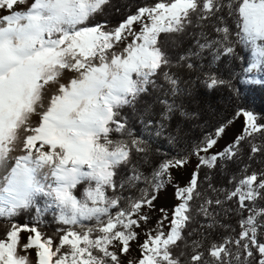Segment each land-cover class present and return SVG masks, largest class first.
Masks as SVG:
<instances>
[{
  "label": "snow or ice",
  "instance_id": "1",
  "mask_svg": "<svg viewBox=\"0 0 264 264\" xmlns=\"http://www.w3.org/2000/svg\"><path fill=\"white\" fill-rule=\"evenodd\" d=\"M108 2L33 0L20 10L25 0H0V166L9 158L15 161L0 188V219L7 221L0 235V264H35L33 251L38 264H122L119 254L129 253L130 241L139 236L134 226L148 219L141 215L143 206L156 210L153 202L164 187V177L171 182L169 170L186 165L189 155L199 157L190 182L187 186L177 183V203L167 211L158 209L163 214L157 221L160 228L155 235L149 230L148 238L139 244L141 257L128 264H228L222 253L235 255L240 264H251L248 258L258 254L257 264H264V240L258 238L264 208L255 207L258 198L264 199V173L245 175L226 193V199L236 198L241 213L248 211L239 221L240 238L230 241L235 253L212 243L207 253L216 259L210 262L195 241L187 254L174 252L189 220V201L203 199L195 191L200 164L212 167L218 157L230 158L236 144L264 131V121L258 123L253 110L238 105L232 119L226 118L214 133L192 145L190 153L162 160L151 175L133 169L126 182L115 179L120 167L129 163L133 148L146 151V143L126 127L121 107L146 91L158 73L173 85V93L176 90V80L165 71L170 61L162 50V34L183 32L193 14L202 19L214 15L221 8L220 0H156L138 7L116 26L95 21ZM227 6L229 14L236 16L238 42L252 48L253 61L241 69V82L259 83L247 74L264 64V0H233ZM216 31L220 37L206 38L199 48L219 45L217 56L221 51L233 53L229 29ZM66 72L72 75L64 81ZM204 84L208 90L225 86L239 94L230 81L212 74H205ZM161 102L167 109L162 114L166 119L173 105ZM241 115L245 125L235 144L201 156V151L207 153L218 144L216 137H222ZM113 134L127 139H113ZM259 150L260 146H252L253 152ZM15 151L22 154L11 157ZM81 182L87 187L78 196ZM137 182L145 185L138 196L117 194L125 183L134 187ZM37 194L50 197V207L58 209L57 219L64 227L54 234L44 232L35 220L22 225L15 221L20 210L35 203ZM246 202H252L251 206ZM201 211L210 215L203 205Z\"/></svg>",
  "mask_w": 264,
  "mask_h": 264
},
{
  "label": "trees",
  "instance_id": "2",
  "mask_svg": "<svg viewBox=\"0 0 264 264\" xmlns=\"http://www.w3.org/2000/svg\"><path fill=\"white\" fill-rule=\"evenodd\" d=\"M156 0H109L103 7L102 14L95 16L96 22H107L116 26L129 14H135L138 7L154 3ZM167 2V0H163ZM233 0H220L221 8L214 15L201 18L192 15L191 23L183 32L162 34V50L169 58L170 65L165 68L173 79L176 80V90L173 85L159 73L153 77L154 83L146 85V91L140 93L132 103L120 109L126 127L133 135L146 143V151L139 152L135 148L130 152L129 163L122 165L118 170L117 179L126 182L132 175L133 169L151 175L164 159H172L191 152L192 145L202 141L208 134L215 132L216 127L226 118L232 119L234 110L242 105L244 110H253L257 115V122L264 121V83L241 82L244 73L241 69L252 62V51L238 42L235 33L236 16L229 14L228 4ZM227 27L230 32L229 39L234 51L231 54L216 51L219 45L201 50L199 44L205 43L206 38L215 40L220 37L217 28ZM197 53L198 55H190ZM181 57L185 59L181 60ZM243 57V61L241 60ZM193 67L190 69L188 64ZM240 72V76L235 73ZM205 74H212L220 79L230 81L233 89H238L236 95L231 89L219 86L208 90L204 84ZM167 100L173 105L167 118L162 114L167 111L161 102ZM151 121L150 124L148 122ZM147 125V126H146ZM159 132V135H157ZM254 137H246L233 148L234 155L230 158H218L212 167L200 164L196 172L197 188L203 199L196 198L189 201V220L181 232V240L176 242L174 252L183 251L186 254L192 251L193 241L199 244L200 250L205 252L207 260L214 262L216 258L208 256L207 249L212 243L221 244L230 248L233 253L236 247L230 241L240 238L241 226L239 221L246 218L248 211H239L236 198L226 199V193L234 190L240 178L256 172L264 173V131L255 133ZM113 139H127L126 136L113 134ZM260 146L257 152L252 151L253 145ZM191 155L188 156V158ZM87 187L86 182H81L76 189V194L81 195ZM145 187L137 182L134 187L125 183V187L118 191V195L138 196L139 190ZM215 189L216 191H213ZM111 194V191H109ZM219 199L220 204L215 200ZM211 200V204H205ZM249 203L251 206L252 202ZM51 198L44 194H37L35 203L27 209L20 210L15 221L20 223L35 220L44 232L54 234L58 228L64 226L58 221V209L50 207ZM208 209L210 215L205 216L201 206ZM257 209L264 208V199H257ZM6 220L0 219V235L4 232ZM85 223H88L87 221ZM264 220L258 228V238L264 240ZM225 241H229L225 243ZM187 245V247H186ZM243 251V250H241ZM228 264H240L235 255H222ZM244 255H241L243 261ZM251 264H257L258 254L255 258H248Z\"/></svg>",
  "mask_w": 264,
  "mask_h": 264
},
{
  "label": "rangeland",
  "instance_id": "3",
  "mask_svg": "<svg viewBox=\"0 0 264 264\" xmlns=\"http://www.w3.org/2000/svg\"><path fill=\"white\" fill-rule=\"evenodd\" d=\"M32 2L33 0H25L24 4L19 5V9L24 10ZM250 49L252 51L251 47ZM252 61H253V55H252ZM71 75H72L71 72H66L64 76V81L70 78ZM247 75L251 76L253 80L259 81V83H264V64H261L257 69H254L252 73H249ZM33 119L35 120L36 117H33ZM245 119L246 118L243 117V115H241L239 117H236L234 120H232V123L227 126L226 133L222 134V137H216L218 139V144L214 146L213 149H209L207 153L201 151L200 155L203 156V155L217 154L220 151H222L225 147H227L229 144H235L238 135L243 134L242 129L243 126L245 125ZM21 154H22L21 151H15L10 155L11 157H14ZM14 163H15L14 159L9 158L4 166H0V188L4 187L5 181L3 177L6 176L7 173L11 170V169L8 170V168L12 166V164L14 166ZM198 163H199V157L196 155H191L188 158V162L186 165H183L180 169L172 168L169 170V173L172 177V181L168 182L167 176L164 177L165 180L164 187L159 190L157 199L153 202L156 210L149 208L147 205L143 206L141 215L146 214L148 216V219L146 222L141 220L139 222L140 223L139 227L134 226V230L137 231L139 236L137 240L130 241L129 253L119 254V259L121 260L122 264H128L129 260H138L141 257V250L139 248V244L148 238L149 230H152V235H155L156 230L160 228V225L157 224V221L162 217L163 214L160 213L158 209L164 208L167 211L168 209L172 208V206L175 203H177V199L174 195L177 183L179 184V186H187L188 183L190 182L192 173L196 171ZM133 219H136V217L133 216ZM164 223L165 225H167L168 221H164ZM30 256L35 262V264H38L36 252L34 251L31 252Z\"/></svg>",
  "mask_w": 264,
  "mask_h": 264
},
{
  "label": "bare ground",
  "instance_id": "4",
  "mask_svg": "<svg viewBox=\"0 0 264 264\" xmlns=\"http://www.w3.org/2000/svg\"><path fill=\"white\" fill-rule=\"evenodd\" d=\"M12 166H13V164H12ZM12 166H10V167L8 168V170L11 169Z\"/></svg>",
  "mask_w": 264,
  "mask_h": 264
}]
</instances>
